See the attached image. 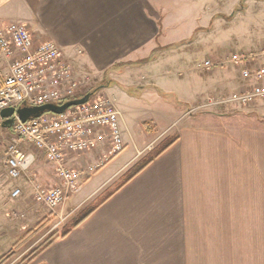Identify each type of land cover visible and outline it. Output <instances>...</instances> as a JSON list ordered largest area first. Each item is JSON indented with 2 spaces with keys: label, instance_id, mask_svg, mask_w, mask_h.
Instances as JSON below:
<instances>
[{
  "label": "crops",
  "instance_id": "crops-1",
  "mask_svg": "<svg viewBox=\"0 0 264 264\" xmlns=\"http://www.w3.org/2000/svg\"><path fill=\"white\" fill-rule=\"evenodd\" d=\"M251 7L253 16L261 20L262 25L257 30L258 42L246 47L247 54L253 53V47L264 45V0H0V20L26 23L38 41L53 39L72 63L79 62L87 69L108 74L111 81L120 86L134 74L132 70L145 67L149 81L153 82L149 86L154 89H149V102L153 103L155 96L162 102L166 100L169 107L166 110L159 105H149L151 126L147 147L141 143L144 138L141 125L146 121H135L119 108L126 148L83 179L59 215L49 214L44 206L43 212L40 208L28 212L40 215L41 220L47 217L50 231L70 230L31 264H202L216 261L201 252L202 214L206 208L203 205H207L206 198L211 199L221 173L225 174L226 190L230 189L226 192V201L233 198L235 168L237 173L242 172L239 179L251 181L260 191V183H264V161L259 159L264 156V130L234 129L233 118L221 117L212 113L213 110L198 117H186L192 109L186 113L184 108L186 104L192 107L203 99L219 97L216 92L231 94L247 88L252 80L243 77V68H255L263 59L255 57L245 66L231 69L216 67L208 71L204 79L194 66H189L185 77L179 79L198 78L203 83L200 91L195 90L190 95L163 87L162 83L169 79L167 67L156 72L157 68L151 65L154 62H132L151 57L159 47L171 48L202 30H218H211L215 24L216 27L223 21L233 24ZM225 27L229 29L228 25ZM78 48L82 52L78 53ZM112 89L114 86H107L105 92ZM170 94L178 98L174 97L177 105L171 103ZM112 98L117 102L115 95ZM154 126L159 131L161 127L166 128V133L172 130V137L177 140L120 187L123 176L141 161L145 150L159 142L150 137L156 133ZM129 146L133 149L126 151ZM24 148L35 154L32 171L37 174V181L42 185L58 183L59 177L42 153L28 145ZM106 149L105 145H100L72 157L67 164L76 167L94 164ZM246 184L241 187L244 189ZM24 188L22 199L27 201L32 197V189L28 185ZM7 196L2 195L3 199ZM92 204L78 226L74 225L80 220L69 229L62 228L80 209ZM20 227L17 222L6 219L0 224L1 237L18 234ZM233 256V253L226 254L229 260ZM260 256L263 255L253 258L252 264H260Z\"/></svg>",
  "mask_w": 264,
  "mask_h": 264
},
{
  "label": "rangeland",
  "instance_id": "rangeland-1",
  "mask_svg": "<svg viewBox=\"0 0 264 264\" xmlns=\"http://www.w3.org/2000/svg\"><path fill=\"white\" fill-rule=\"evenodd\" d=\"M240 8L241 7H239V10ZM239 10L235 9V12H239ZM241 10L243 9L241 8ZM253 15H255V13L251 7V10H248L243 17L241 16L238 21L233 24L229 21H223L221 24H217V27L216 24L211 26V30L217 28L218 30L208 32L202 30L191 38H187L179 44L172 45L170 49H163L153 53L149 63H155L151 65L157 68L156 72L161 71L163 67H167V71H169V79L165 83H162L163 87L166 90H171L178 94H182V92L187 94V92H189L190 95L193 94L195 90L200 91L203 87V83L198 80V78H193L188 81H183L179 78L185 77L186 69L189 66H194L200 78L204 79L208 75V70L204 68L206 59L220 61L233 51L248 52L245 50L246 47L252 46L258 42L257 30H259V26L262 25V22H260L261 20L258 21ZM227 25L228 27L231 25L229 29H226L225 26ZM169 32L172 31L170 30ZM169 39L173 40L174 38L170 37ZM259 43H261V41H259ZM262 47H253V53H259ZM61 50L63 56L68 58L62 47ZM80 52L82 51L78 48V53ZM68 59L71 61L70 58ZM73 65L76 75L80 77L84 83L81 92L96 90L94 93L95 96L103 95L112 97L115 95L117 100L116 104L123 112H127V115H129V117L132 116V119L135 121H146V124L143 123L144 125H141L143 131L142 136L144 137L141 139V143L143 146H149V127L151 126V122L149 123V105H153L154 107L159 105V107L162 106L166 110L169 107L166 104V100L162 102V100H158L155 96L152 98V95L150 97L153 99V103L149 102V89L153 87L149 86L151 81H149V76L147 75L145 67L132 70L134 74L131 75L123 86L113 83L111 87L114 86V89L105 92V86L111 84V77H104L101 71H94L90 68L87 69L79 62H73ZM234 67L235 66L232 64L217 66L218 69H231ZM119 79L123 80L122 78ZM216 93L219 97L230 95L229 91ZM169 96L171 103L177 105L175 100L177 98L176 95L170 94ZM204 100L205 99L198 105H192V107L186 104L184 108L186 113L192 109V112L190 114L187 113L186 117H198L201 114L209 113V110H213L212 113L216 115L221 117L230 116V118H233L234 129L249 127L250 131L257 129L261 131L264 130V101L259 100L250 105L234 103L203 108L202 106L207 102ZM222 106L223 108H221ZM2 123L3 121L0 117V224H4V221L8 219L9 222H17L21 225L22 230L16 235L11 234V236L7 235L6 237H1L0 234V238H2L0 240V257L10 251L16 239L18 240L30 229H34L41 221L40 215L33 216L30 215V213L28 214V212L38 208H40L39 211L41 210L43 212L42 206H44L35 204L32 197H29L27 201L23 198V202L22 196H25V194L19 198L11 197L14 187L22 186L23 189H25L24 185H27V183L24 178L12 180L7 174V170L4 166V155L6 152L7 140L10 138V131L2 127ZM157 128L158 127L154 126L156 133L151 134L150 137L155 138L159 142L150 150H145L146 152L143 153L141 162L137 164V166H135V164V167L133 166L134 168L132 167V170H129L130 172L128 171L121 181L128 178L173 138L172 130L166 133V128L161 127V131ZM132 149L133 147L129 146L126 151H131ZM262 158H264L263 155L260 156L259 159L264 161ZM237 169H240V167L238 166ZM241 173L240 170L237 173L235 168L234 195L231 200L228 198L226 201V192L230 191V189L228 188L226 190L224 173L217 176L215 188L212 189L211 199L206 198L207 205L210 206L206 204L203 205L206 208H203L205 213L202 214L201 252L203 254H209L212 259L216 258V261H203L202 264H241V260L244 261L243 264H249L251 260L250 264H252V259H258V255H263L260 256V264H264V183L263 185L260 183L263 189L261 188L258 192L251 181L246 182L238 178V176H241ZM248 182H250V185L246 184ZM119 183H117V185ZM242 184H246L244 189L241 187ZM2 195L8 196L3 199ZM9 197L10 199H8ZM93 205L94 204L80 209L62 228H71L93 207ZM210 207H212V213ZM213 209H215V213ZM15 210L23 211L25 216L22 218H14L12 213ZM52 233L53 231H50L49 227L42 230L25 247L19 250L7 264H20L33 249L40 246ZM231 241H233V244ZM227 253H233L234 256L231 260L227 259Z\"/></svg>",
  "mask_w": 264,
  "mask_h": 264
},
{
  "label": "built area",
  "instance_id": "built-area-1",
  "mask_svg": "<svg viewBox=\"0 0 264 264\" xmlns=\"http://www.w3.org/2000/svg\"><path fill=\"white\" fill-rule=\"evenodd\" d=\"M255 57H262L263 62L255 68L245 66ZM229 64L244 65L242 75L252 80V84L225 97H210L203 108L264 101V45L259 53L233 51L220 61L206 59L204 68L211 71ZM83 86L73 63L63 56L56 41L49 38L38 41L22 21L0 20V113L4 108L18 109L24 104H61L78 96ZM11 117L15 121L7 128L10 131L4 156L7 174L12 180L24 178L32 189L34 203L44 205L51 215H59L82 180L96 173L127 146L122 112L110 96L93 95L86 103L63 113H45L26 122L16 112ZM25 145L42 153L59 177L58 183L42 185L37 181V174L32 171L35 154L26 151ZM100 145L107 149L96 163L82 167L67 164L72 157ZM23 193V187L16 186L11 197L19 198ZM12 214L14 218L25 216L20 210Z\"/></svg>",
  "mask_w": 264,
  "mask_h": 264
},
{
  "label": "trees",
  "instance_id": "trees-1",
  "mask_svg": "<svg viewBox=\"0 0 264 264\" xmlns=\"http://www.w3.org/2000/svg\"><path fill=\"white\" fill-rule=\"evenodd\" d=\"M170 48V46H164V47H159V50L162 49H168ZM150 60L149 58H144L141 59L137 62H132V63H136V64H140V63H144V62H148ZM125 63H119V65H124ZM104 77L108 78V74H105ZM108 80V79H107ZM110 81V80H108ZM116 84L115 82L111 81V85ZM105 86V85H104ZM108 86V85H107ZM105 86V87H107ZM96 89V88H95ZM96 90L93 91H88V92H81L78 96L74 97V98H80L83 97L85 94L87 93H95ZM66 102V100L59 102V103H64ZM50 113V112H47ZM177 140V138H172L170 139V141L160 150H158V152L156 154H154V156H152L150 159H148L144 164H142L134 173H132L128 178H126L124 180V182L120 185V187H122L124 184H126L128 181H130L131 179H133L136 175H138L142 170H144L148 165H150L157 157H159L161 154H163L175 141ZM141 162V161H140ZM140 162H138L137 164H139ZM137 164L135 166H137ZM134 166V167H135ZM133 167V168H134ZM132 169H130L131 171ZM129 171V172H130ZM94 210L90 211L84 218L83 220L89 216V214H91ZM82 222V220L78 221L74 226H78L80 223ZM50 225V220L46 217L44 219H42L37 226L34 229H30L29 231H27L22 237H20L13 245L12 248L10 249V251L8 253H6L5 255H3L2 257H0V264H7L9 262V260L19 251L21 250L23 247H25L34 237L37 236V234H39L42 230L46 229L47 227H49ZM70 230H63L62 232L59 230H55L53 231V233L38 247H36L35 249H33L22 261L20 264H31L46 248H48L49 246H51L54 242H56L59 238H63L66 237L69 234Z\"/></svg>",
  "mask_w": 264,
  "mask_h": 264
},
{
  "label": "water",
  "instance_id": "water-1",
  "mask_svg": "<svg viewBox=\"0 0 264 264\" xmlns=\"http://www.w3.org/2000/svg\"><path fill=\"white\" fill-rule=\"evenodd\" d=\"M92 95L93 93H87L83 97L72 99L62 104L48 103L38 106L24 104L21 105L18 109H15L13 107L4 108L0 113L1 119L4 120L2 126L5 128H10L14 124L15 119L11 116L15 112L23 122H26L28 120L38 118L46 112H52L56 114L63 113L72 106L86 103Z\"/></svg>",
  "mask_w": 264,
  "mask_h": 264
}]
</instances>
